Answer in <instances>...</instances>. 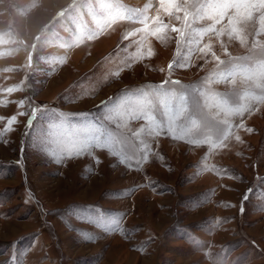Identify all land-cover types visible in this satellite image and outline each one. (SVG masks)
I'll list each match as a JSON object with an SVG mask.
<instances>
[{
    "label": "rangeland",
    "instance_id": "374dc122",
    "mask_svg": "<svg viewBox=\"0 0 264 264\" xmlns=\"http://www.w3.org/2000/svg\"><path fill=\"white\" fill-rule=\"evenodd\" d=\"M196 2L187 0L189 12ZM102 4L114 5L113 13L116 8L138 10L150 30L157 26V15L183 27L182 20L164 14L159 0H0V117L38 109L30 127L28 116L18 115L13 130L0 135V264H264V103L251 114L230 118L233 125L243 121L254 131L234 127L226 147L199 144L212 135L208 130L189 138L197 143L167 134L149 139L153 154L139 170L118 163L107 150L67 155L79 133L72 124L84 122L76 114L100 118L97 106L122 89L165 80L202 82L216 61L201 54L200 47L210 43L217 56L228 60L249 55L252 35L248 47L227 36L205 35L194 51L181 49L180 62L188 67L169 72L178 34L169 28V39L161 43L148 33L123 39L143 27L139 23L119 21L97 29L92 17L106 18L109 11ZM77 25L85 33L83 43H74L81 38ZM89 30L99 34L88 39ZM258 39L264 43V35ZM138 41L154 55L135 60ZM241 80L211 88L242 93L248 86ZM12 86L18 90L3 91ZM20 100H25L23 108L17 106ZM216 111L205 110V115L211 120ZM61 118L71 123L57 127ZM6 123L0 120V130ZM144 123L127 120L123 131L132 143V133ZM88 206L95 209L92 216L99 213L105 221L119 217L123 230L105 231L74 215ZM85 234L95 239L85 242Z\"/></svg>",
    "mask_w": 264,
    "mask_h": 264
},
{
    "label": "snow or ice",
    "instance_id": "6c2138e0",
    "mask_svg": "<svg viewBox=\"0 0 264 264\" xmlns=\"http://www.w3.org/2000/svg\"><path fill=\"white\" fill-rule=\"evenodd\" d=\"M159 4L166 16L174 17L177 21L182 20L183 27L166 24L157 15L153 18L157 26L150 30L146 23L147 18L141 19L138 10L116 8L113 13L110 11L114 7L112 4H102V8L109 10L107 16L106 18L93 16V23L97 29H102L105 24L111 27L112 24L119 21L139 23L143 27L129 31L123 39L128 40L136 33H148L161 43H165L169 39L167 33L170 28L171 32L178 35L176 38L177 51L168 65L169 72L173 68L188 67L186 62H180L181 49L188 48L194 51L192 46L198 45L200 40L208 34H215L217 39L227 36L230 40L239 42L242 47H248L249 35H252L249 55L229 56L228 60H222L213 52L210 43L205 44L199 48V52L204 56L211 54L213 60L216 61V67L208 76L203 78L202 82L181 85L178 80H165L159 85L122 89L116 97H109L108 101H102L97 106L102 110L100 118H89L91 114H76L81 115L84 122L79 125L72 124L73 127L79 129V133L67 155L81 156L87 154L91 156L93 148L107 150L110 155L117 157L118 163L127 165L129 169L139 170L142 164L148 162L149 156L153 154L148 142L151 138L167 134L172 139L197 143V141L189 138L203 130H208L212 135L198 141V143L206 144L212 149H218L226 147V142L231 137L234 127L244 129L247 132L254 131L252 128H246L243 121L238 125H233L230 118L234 116L243 117L245 113L251 114L254 109L258 110L259 104L264 103V43L258 39L264 35V0H197L191 6L193 9L191 12L188 10L187 0L183 4L179 3L178 0H159ZM145 7L147 8L149 5H145ZM181 12L184 13L183 17L179 15ZM201 21H210L211 23L200 28L194 27ZM77 31L81 32V38L74 43H83L82 37L85 33L82 32L80 25H77ZM97 34L99 33H92L91 30L86 33L88 39H93ZM55 36L56 33H53L44 41L42 46L49 45L52 37ZM134 43L140 44L133 56L135 60L154 55L151 47L148 48L147 52L143 50V41ZM61 46L68 47L70 45ZM221 46L223 47V44ZM224 52L226 55L228 54L226 47H224ZM41 59L46 58L42 57ZM186 59L187 57H185ZM31 63L32 60L30 59L29 66ZM115 75H119V72ZM237 77L242 78L241 82L248 86V90L241 93L233 88L230 92H217L211 88L214 83H228L234 86ZM169 85L173 87H169ZM177 85L179 87H175ZM16 90H18L17 86H12L3 91L11 94ZM16 103L19 108L25 106V100ZM208 109L217 110L211 120L205 115V110ZM37 111L38 109L31 108L30 115L27 112H18L7 118L0 117V120H7L5 127L0 130V135L13 130L12 126L17 122L18 115H27L26 127H30ZM60 116L63 117V114ZM221 116L222 119L219 118ZM118 119L124 123H117ZM127 120H143L145 122L132 133V136L136 138V144L132 143L127 133L123 131ZM105 121L108 123L106 124ZM69 123L71 122L61 118L56 126L65 127ZM108 124L115 125L121 131H114ZM235 139L240 141L239 136H236ZM137 144H139V148H137ZM129 151H131V155L128 154ZM55 162L60 163L61 159H56ZM95 162L99 163L100 161L95 158ZM213 169L220 172L219 169H215V166ZM86 171L90 173L92 169L87 167ZM260 179L264 180V178ZM252 191L251 188L246 190L248 193ZM247 198L245 195L244 199ZM84 211H87L89 215H80ZM94 211L92 206H88L86 209H77L74 215L81 220L87 219L90 224L101 227L105 231L123 230L119 223V217L105 221L99 213L92 216L91 213ZM241 211H243L242 208ZM84 239L85 242H90L95 237L91 234H85Z\"/></svg>",
    "mask_w": 264,
    "mask_h": 264
}]
</instances>
